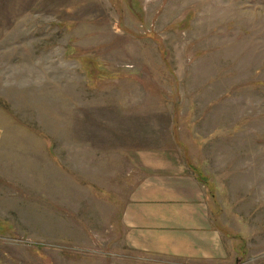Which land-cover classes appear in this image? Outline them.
Listing matches in <instances>:
<instances>
[{
    "label": "rangeland",
    "instance_id": "obj_1",
    "mask_svg": "<svg viewBox=\"0 0 264 264\" xmlns=\"http://www.w3.org/2000/svg\"><path fill=\"white\" fill-rule=\"evenodd\" d=\"M151 177L220 259L132 251ZM0 264H264V0H0Z\"/></svg>",
    "mask_w": 264,
    "mask_h": 264
},
{
    "label": "crops",
    "instance_id": "obj_2",
    "mask_svg": "<svg viewBox=\"0 0 264 264\" xmlns=\"http://www.w3.org/2000/svg\"><path fill=\"white\" fill-rule=\"evenodd\" d=\"M176 178H146L134 188L123 211L129 247L188 262L220 259L221 241L214 242V228L206 223L198 183Z\"/></svg>",
    "mask_w": 264,
    "mask_h": 264
}]
</instances>
